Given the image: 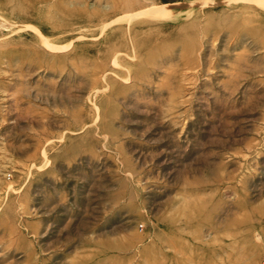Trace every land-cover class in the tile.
Wrapping results in <instances>:
<instances>
[{
    "label": "rangeland",
    "instance_id": "rangeland-1",
    "mask_svg": "<svg viewBox=\"0 0 264 264\" xmlns=\"http://www.w3.org/2000/svg\"><path fill=\"white\" fill-rule=\"evenodd\" d=\"M0 264H264V4L0 0Z\"/></svg>",
    "mask_w": 264,
    "mask_h": 264
},
{
    "label": "bare ground",
    "instance_id": "bare-ground-1",
    "mask_svg": "<svg viewBox=\"0 0 264 264\" xmlns=\"http://www.w3.org/2000/svg\"><path fill=\"white\" fill-rule=\"evenodd\" d=\"M257 2H260L261 4H264V0H255ZM149 11H151L152 13L155 11L154 9H150ZM157 13V12H156ZM151 14V13H150ZM154 15V14H151ZM161 15V14H160Z\"/></svg>",
    "mask_w": 264,
    "mask_h": 264
}]
</instances>
